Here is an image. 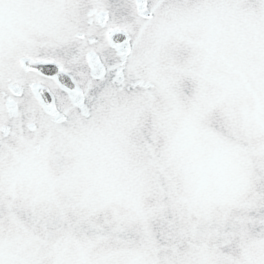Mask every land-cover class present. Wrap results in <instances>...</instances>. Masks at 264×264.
I'll list each match as a JSON object with an SVG mask.
<instances>
[{"label":"snow or ice","instance_id":"1","mask_svg":"<svg viewBox=\"0 0 264 264\" xmlns=\"http://www.w3.org/2000/svg\"><path fill=\"white\" fill-rule=\"evenodd\" d=\"M0 264H264V0H0Z\"/></svg>","mask_w":264,"mask_h":264}]
</instances>
